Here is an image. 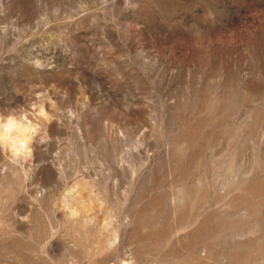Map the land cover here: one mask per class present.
I'll return each instance as SVG.
<instances>
[{
  "label": "rangeland",
  "instance_id": "374dc122",
  "mask_svg": "<svg viewBox=\"0 0 264 264\" xmlns=\"http://www.w3.org/2000/svg\"><path fill=\"white\" fill-rule=\"evenodd\" d=\"M12 110L0 264H264V0H0Z\"/></svg>",
  "mask_w": 264,
  "mask_h": 264
},
{
  "label": "clouds",
  "instance_id": "9594fccd",
  "mask_svg": "<svg viewBox=\"0 0 264 264\" xmlns=\"http://www.w3.org/2000/svg\"><path fill=\"white\" fill-rule=\"evenodd\" d=\"M41 127L33 123L28 116L14 110L8 114H0V149H6L13 162L27 160L33 155V147L36 138L40 137V143L44 142Z\"/></svg>",
  "mask_w": 264,
  "mask_h": 264
},
{
  "label": "bare ground",
  "instance_id": "6f19581e",
  "mask_svg": "<svg viewBox=\"0 0 264 264\" xmlns=\"http://www.w3.org/2000/svg\"><path fill=\"white\" fill-rule=\"evenodd\" d=\"M194 228H195V227H194ZM191 230H192V229H191ZM192 236H193V235H192ZM190 239L192 240V238H190ZM143 240H144V238H143ZM194 244H195V243H194ZM190 245H191V247H194V246H192V244L189 243V246H190ZM189 250H190V249H189ZM189 250H188V251H189ZM190 251H191V250H190ZM192 252H193V251H192ZM168 254H169V253H168ZM165 258H166V257H165ZM167 258L172 259V258H171V255H170V257H167ZM182 258H183V257H182ZM167 260H168V259H167ZM182 260H183V259H182ZM184 260H185V259H184ZM180 261H181V260H180ZM188 261H189V260H188ZM181 263H182V262H181ZM169 264H170V263H169ZM189 264H190V263H189ZM197 264H198V263H197Z\"/></svg>",
  "mask_w": 264,
  "mask_h": 264
}]
</instances>
